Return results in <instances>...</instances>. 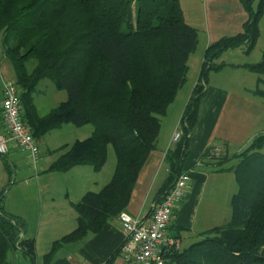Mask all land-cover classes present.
Wrapping results in <instances>:
<instances>
[{
    "label": "trees",
    "instance_id": "trees-1",
    "mask_svg": "<svg viewBox=\"0 0 264 264\" xmlns=\"http://www.w3.org/2000/svg\"><path fill=\"white\" fill-rule=\"evenodd\" d=\"M239 1L248 18L242 32L206 47L198 80L179 120L181 135L165 154L167 174L155 202L182 173L208 75L225 65L215 60L228 48L245 45L248 53L254 45L264 0H259L257 11H252V0ZM0 41L15 70L23 122L37 142L63 124L93 127L88 137L62 145L58 150L63 152L47 171H66L76 165L99 171L107 161L109 145L115 153L110 180L73 204L76 226L52 242L43 256L42 264H48L62 245L97 234L127 207L141 169L157 148L159 116L186 82L198 33L186 22L179 0H0ZM243 66L257 74L253 92L264 98L259 87L264 83V52L258 62ZM44 79L64 90L66 99L39 115L33 93ZM263 148L264 132L239 153L222 155L205 149L199 161L216 166L219 172L231 171L237 182L238 190L230 197V218L199 232L197 241L169 252L167 262L264 264ZM231 159L236 163L226 167ZM5 166L12 181L14 170L8 163ZM3 198L4 189L0 191V264H8L7 253L14 249L34 260L35 243L24 235L26 223L6 211Z\"/></svg>",
    "mask_w": 264,
    "mask_h": 264
},
{
    "label": "crops",
    "instance_id": "crops-1",
    "mask_svg": "<svg viewBox=\"0 0 264 264\" xmlns=\"http://www.w3.org/2000/svg\"><path fill=\"white\" fill-rule=\"evenodd\" d=\"M203 1L208 12L207 37L205 34L206 38L202 42L203 47L199 54L194 52L188 59L191 84L184 94L183 109L198 80L206 47L225 35L232 36L242 32L243 23L248 17L239 0ZM184 13L183 10L185 18ZM243 51H240L242 55H244ZM244 57L242 61H226L218 58L215 62L225 65L210 71L208 75L205 93L199 102L197 121L190 133V151L182 168V172L189 175L188 189L181 202L176 205L174 210L178 212L176 215L173 214L168 227L169 234L180 240V248L182 243L185 244L181 239L180 231L190 233L193 229L199 233L218 225L216 219L221 213H226V210L217 208L214 201H217L220 192L224 196L228 194L232 181H235L231 171L219 172L216 166L199 161L201 154L209 147L213 152L222 155H229L230 152V155L239 153L248 147L255 135L264 132V98L253 92L257 86L258 76L243 66L253 63L249 59V53ZM3 58L0 41V67H3L0 77V135L6 133L1 110L2 81L9 79L5 72L7 69L4 70L6 66ZM188 79L187 77L185 85ZM182 111L177 116V120H174L175 116L173 117L169 131L163 135V145H157V148L150 153L139 173L130 201L124 209L139 220H147L151 215V206L157 199L154 195L167 174L165 154L173 145L172 136L175 130L179 129ZM37 113L43 115L38 111ZM47 133L38 140L39 159L33 164L36 168V164L41 162L44 175H37L38 173L27 175L22 170L24 163L21 157L24 156L26 160H30L31 157L14 142L9 141L7 152L0 156V178L5 171L7 172L5 166L7 163L14 171H21L20 174L16 173L15 179H12L4 193V207L7 212L25 221L24 235L33 238L35 243L34 260H29L19 249H14L7 253L8 264H42L43 256L49 251L52 242L75 228L76 211L73 204L86 192L100 190L110 180L114 171L113 167L112 172L107 171L103 174L105 165L99 171H94L88 165H76L66 171H47L50 164L63 152L58 149L64 144H71L62 139L48 140ZM57 135L56 137H59ZM41 143L47 144L48 158L41 157ZM164 164L165 175L161 170ZM230 165V163L225 164L226 167ZM8 180L6 176L1 183L2 190H5L9 184ZM189 184H192L190 189ZM185 197L188 198L184 200ZM227 199L228 196L225 200ZM123 240L124 236L117 216L111 217L97 234L89 235L76 243L62 245L48 264H106L117 250V254L109 264H129L119 249Z\"/></svg>",
    "mask_w": 264,
    "mask_h": 264
},
{
    "label": "rangeland",
    "instance_id": "rangeland-1",
    "mask_svg": "<svg viewBox=\"0 0 264 264\" xmlns=\"http://www.w3.org/2000/svg\"><path fill=\"white\" fill-rule=\"evenodd\" d=\"M183 10H184V14H185V20L186 22H188V24H190L192 27H194L197 30L198 33V41H197V45H196V49L194 52H196L195 54H199V52L202 50L203 44L202 42L205 40V38L207 37V27H206V18L208 15L207 12V6L205 4V2L203 0H179ZM241 3V2H240ZM241 5L243 6L245 12H247V10L245 9L244 5L241 3ZM263 7H261L259 9V0H252L251 1V8L252 11H257L259 9V13L257 16V37L256 40L254 42L253 47L249 50V59L250 61H252L253 63L258 62L261 57L262 54L264 52V4L262 5ZM248 14V12H247ZM248 18V17H247ZM244 24V23H243ZM243 29V26H242ZM206 34V37H205ZM225 36H231V35H225ZM241 50H244L243 53L246 56V54H248L246 52V46L245 45H241V46H237V47H232V48H228L227 50L224 51V53H222L219 56V59H226V61H242L243 58L245 59L244 55H242L240 53ZM205 51V50H204ZM191 53V55L194 54ZM198 52V53H197ZM204 54V53H203ZM189 56V57H190ZM189 59V58H188ZM2 60H4V64H5V69H7V71H5L8 74V78L10 80H15V70L13 68L12 63L9 61V59H7L6 57H4ZM192 65H193V61H191ZM194 67V66H193ZM3 67L1 66L0 69ZM188 71H189V65H188ZM191 72H189V74L187 73V77L188 79V83H184V87L182 86L178 92L177 95L175 97V99L173 100V102L167 107L166 113L162 116H159L160 118V134H159V141H158V145L160 146V144H162V138L163 135L169 131L170 129V124L171 121L174 117V120L177 118V116L179 115V113L182 111L183 109V105H184V101H185V93H187L189 84H191V78H190ZM262 78H264V75H262ZM187 81V79H186ZM260 88H262L264 90V83H261L259 85ZM191 95V94H190ZM66 99V92L62 89H57L56 86L54 84L51 83V81L44 79L42 81H40V83L37 86L36 91L33 93V102L36 106V109L39 113L44 114L47 113L51 108L55 107L56 105H58L61 101H64ZM177 120V119H176ZM173 128V127H172ZM55 130V131H54ZM93 130L92 125L88 124V125H83L80 127L74 126L72 124H63L60 128L53 129V131L51 130L50 132L47 133L48 137H46L48 140H63L68 141V142H73L75 139H84L86 137H88L91 134V131ZM56 134H58L56 137ZM46 143H41L40 148V154L41 157L43 156V158H48V153L46 151ZM163 145V144H162ZM108 157L105 164V167L103 169V174L107 173V171L112 172L113 167L115 165V153L113 150V147L111 145L108 146ZM262 152L264 153V148L262 149ZM28 153V152H27ZM231 154V152H230ZM229 154V155H230ZM39 159V158H38ZM22 162L24 163V170L26 172V174H30V175H35V173H38L37 175H44L45 173L43 172V168H41V162H38L36 164V168L34 167L32 160L28 159L26 160L24 156L21 157ZM236 159L234 161H227L226 163H230L231 165L236 163ZM165 164L163 165V167H161L164 175L165 173ZM29 171V172H28ZM20 170L19 171H14L13 175H12V179H15V175L20 174ZM8 176L7 172L5 171V173H3L2 178H0V191L1 189V183L3 182V180H5V177ZM9 184L6 186L4 193L6 191V189L10 186L11 181H9ZM232 185L230 186V189L228 191V194H224L222 192H220L217 195V201H214L216 204V207L219 209H225L226 213H221V215L216 219L217 222L223 223L225 221H227L230 218L231 215V206H230V200H229V195H231L232 193H235L238 190V185L236 181H232L231 183ZM190 186H192V184H189V189ZM188 189V188H187ZM228 196V201L225 200L226 197ZM188 197H185L184 200H186ZM4 204V201L3 203ZM177 210H174V215L177 214ZM224 215V216H223ZM216 222V223H217ZM198 233L192 229V232L190 233H185L184 231H180V235H181V239L184 241L185 244L182 243V248L187 246L188 244H191L195 241H197L199 239V236L197 235ZM180 243V240H179ZM28 258V257H27ZM30 260V258H28ZM168 264H174L173 262L169 261Z\"/></svg>",
    "mask_w": 264,
    "mask_h": 264
},
{
    "label": "built area",
    "instance_id": "built-area-1",
    "mask_svg": "<svg viewBox=\"0 0 264 264\" xmlns=\"http://www.w3.org/2000/svg\"><path fill=\"white\" fill-rule=\"evenodd\" d=\"M0 77H2L0 69ZM1 110L5 134L0 135V154L7 152V143L14 142L29 153L33 164L38 160V142L23 122L20 110V91L13 80L3 79ZM181 135L176 129L172 141ZM188 173L182 172L161 200L151 206L147 220H139L122 210L118 213L124 240L120 250L129 264H165L167 254L180 249L179 239L168 232L174 209L186 194Z\"/></svg>",
    "mask_w": 264,
    "mask_h": 264
},
{
    "label": "bare ground",
    "instance_id": "bare-ground-1",
    "mask_svg": "<svg viewBox=\"0 0 264 264\" xmlns=\"http://www.w3.org/2000/svg\"><path fill=\"white\" fill-rule=\"evenodd\" d=\"M117 217H118V215H117Z\"/></svg>",
    "mask_w": 264,
    "mask_h": 264
}]
</instances>
